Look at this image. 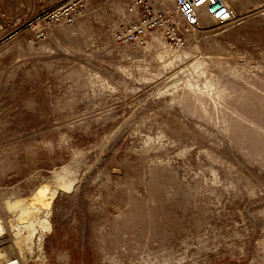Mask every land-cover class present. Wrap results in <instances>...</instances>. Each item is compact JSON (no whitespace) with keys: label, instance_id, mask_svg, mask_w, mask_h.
<instances>
[{"label":"rangeland","instance_id":"obj_1","mask_svg":"<svg viewBox=\"0 0 264 264\" xmlns=\"http://www.w3.org/2000/svg\"><path fill=\"white\" fill-rule=\"evenodd\" d=\"M65 1L0 0V257L264 264V0L179 42H117L123 0L38 36Z\"/></svg>","mask_w":264,"mask_h":264},{"label":"built area","instance_id":"obj_2","mask_svg":"<svg viewBox=\"0 0 264 264\" xmlns=\"http://www.w3.org/2000/svg\"><path fill=\"white\" fill-rule=\"evenodd\" d=\"M97 0H66L64 3L43 11L31 23L37 26L38 36L45 35L52 26L71 27L87 8ZM125 9L133 16V22L114 36L119 43H142L153 32H160L166 38L181 41L180 32H189L201 26L207 17L212 21L225 23L233 19L235 9L226 0H171L177 9L176 19L159 0H123ZM0 264H19L11 257L1 258Z\"/></svg>","mask_w":264,"mask_h":264},{"label":"crops","instance_id":"obj_3","mask_svg":"<svg viewBox=\"0 0 264 264\" xmlns=\"http://www.w3.org/2000/svg\"><path fill=\"white\" fill-rule=\"evenodd\" d=\"M7 3H5V7H8V0H5ZM28 8L31 6V0H29V3H28Z\"/></svg>","mask_w":264,"mask_h":264},{"label":"bare ground","instance_id":"obj_4","mask_svg":"<svg viewBox=\"0 0 264 264\" xmlns=\"http://www.w3.org/2000/svg\"><path fill=\"white\" fill-rule=\"evenodd\" d=\"M1 227V226H0Z\"/></svg>","mask_w":264,"mask_h":264}]
</instances>
